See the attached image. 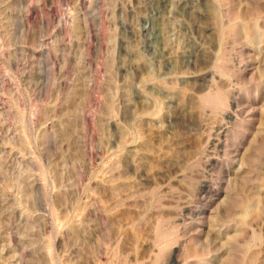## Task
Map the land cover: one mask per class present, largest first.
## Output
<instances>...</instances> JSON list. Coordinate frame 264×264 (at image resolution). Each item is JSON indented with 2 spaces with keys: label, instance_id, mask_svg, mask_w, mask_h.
I'll return each mask as SVG.
<instances>
[{
  "label": "rangeland",
  "instance_id": "rangeland-1",
  "mask_svg": "<svg viewBox=\"0 0 264 264\" xmlns=\"http://www.w3.org/2000/svg\"><path fill=\"white\" fill-rule=\"evenodd\" d=\"M190 4L0 0V264H264V0Z\"/></svg>",
  "mask_w": 264,
  "mask_h": 264
},
{
  "label": "bare ground",
  "instance_id": "bare-ground-1",
  "mask_svg": "<svg viewBox=\"0 0 264 264\" xmlns=\"http://www.w3.org/2000/svg\"><path fill=\"white\" fill-rule=\"evenodd\" d=\"M179 1H181V0H179ZM170 2V1H169ZM186 3H188V2H186ZM186 3L185 4H183V5H185L186 6ZM191 4H193V0H191ZM190 4V5H191ZM188 5V4H187ZM243 5V4H242ZM191 8H192V6H191ZM163 29V28H162ZM256 33V32H255ZM253 37V36H252ZM254 37H255V35H254ZM229 116H231V115H229ZM228 117V116H227ZM228 118H231V117H228ZM235 173V172H234ZM248 205V204H247ZM249 206V205H248ZM248 206H247V208H248ZM250 208V207H249ZM252 208V207H251ZM250 208V209H251ZM253 208H254V206H253ZM237 209V208H236ZM241 209V208H240ZM243 209H244V206H243ZM245 209H246V207H245ZM239 210V209H238ZM253 210V209H252ZM243 211V210H242ZM250 211V210H249ZM245 213V212H244ZM248 214V213H247ZM233 215H235V214H233ZM243 216V215H242ZM245 216V215H244ZM241 219V218H240ZM217 220V219H216ZM220 221V220H219ZM222 221V220H221ZM214 222H215V220H214ZM224 222H225V220H224ZM223 223V222H222ZM227 224H225L224 226H226ZM217 226H218V229H219V227H220V224H217V225H214L213 226V228H217ZM221 227H222V224H221ZM220 227V228H221ZM231 226H230V224H229V226H228V228H230ZM223 228V227H222ZM224 229V228H223ZM210 230V229H209ZM220 233H218V235H219ZM229 235V234H228ZM232 235V234H231ZM226 236V235H225ZM224 236V237H225ZM230 237V236H229ZM229 240V239H228ZM228 251V250H227ZM175 263V261H172V264H174Z\"/></svg>",
  "mask_w": 264,
  "mask_h": 264
}]
</instances>
